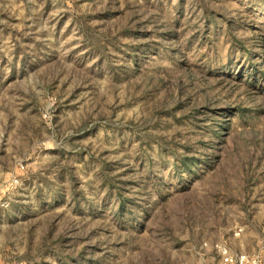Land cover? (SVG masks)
I'll list each match as a JSON object with an SVG mask.
<instances>
[{"label": "rangeland", "instance_id": "374dc122", "mask_svg": "<svg viewBox=\"0 0 264 264\" xmlns=\"http://www.w3.org/2000/svg\"><path fill=\"white\" fill-rule=\"evenodd\" d=\"M206 241L264 247V0H0V261Z\"/></svg>", "mask_w": 264, "mask_h": 264}, {"label": "built area", "instance_id": "2783aa9c", "mask_svg": "<svg viewBox=\"0 0 264 264\" xmlns=\"http://www.w3.org/2000/svg\"><path fill=\"white\" fill-rule=\"evenodd\" d=\"M18 183V179L15 178L13 180V184L16 185ZM202 248L205 251H214L216 252L220 259L218 262H215L214 260H201L198 262V264H264V247L260 250H257L258 252L253 253L252 255L242 253V254H233L231 249L221 243H208L207 241L203 243ZM0 264H10L6 262H1ZM20 264H26V263H20Z\"/></svg>", "mask_w": 264, "mask_h": 264}]
</instances>
